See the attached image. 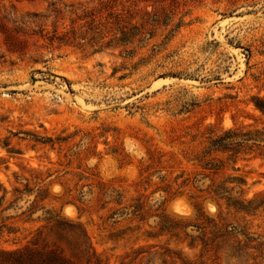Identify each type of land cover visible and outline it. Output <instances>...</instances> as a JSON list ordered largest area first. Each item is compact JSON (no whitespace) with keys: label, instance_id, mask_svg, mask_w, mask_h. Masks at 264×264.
<instances>
[{"label":"rangeland","instance_id":"obj_1","mask_svg":"<svg viewBox=\"0 0 264 264\" xmlns=\"http://www.w3.org/2000/svg\"><path fill=\"white\" fill-rule=\"evenodd\" d=\"M260 105L264 0H0V264H264Z\"/></svg>","mask_w":264,"mask_h":264},{"label":"trees","instance_id":"obj_2","mask_svg":"<svg viewBox=\"0 0 264 264\" xmlns=\"http://www.w3.org/2000/svg\"><path fill=\"white\" fill-rule=\"evenodd\" d=\"M258 108L261 111H264V105H260V106H258ZM8 255L11 257V258H9L8 264H56L53 261H51L49 263H44L42 261L41 262H35V261L30 260L29 258L26 259V257L23 255L14 254L13 252L8 253Z\"/></svg>","mask_w":264,"mask_h":264},{"label":"bare ground","instance_id":"obj_3","mask_svg":"<svg viewBox=\"0 0 264 264\" xmlns=\"http://www.w3.org/2000/svg\"><path fill=\"white\" fill-rule=\"evenodd\" d=\"M173 208H174V209H180L181 206H180V205H176V204L174 203V204H173Z\"/></svg>","mask_w":264,"mask_h":264}]
</instances>
